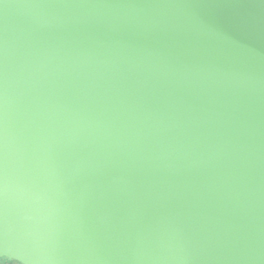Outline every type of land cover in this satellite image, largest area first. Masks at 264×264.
<instances>
[{"label":"water","instance_id":"95a60500","mask_svg":"<svg viewBox=\"0 0 264 264\" xmlns=\"http://www.w3.org/2000/svg\"><path fill=\"white\" fill-rule=\"evenodd\" d=\"M264 264V0H0V254Z\"/></svg>","mask_w":264,"mask_h":264},{"label":"snow or ice","instance_id":"6c2138e0","mask_svg":"<svg viewBox=\"0 0 264 264\" xmlns=\"http://www.w3.org/2000/svg\"><path fill=\"white\" fill-rule=\"evenodd\" d=\"M16 262H21L19 261V258L16 256H13L11 254H0V264H16Z\"/></svg>","mask_w":264,"mask_h":264},{"label":"clouds","instance_id":"9594fccd","mask_svg":"<svg viewBox=\"0 0 264 264\" xmlns=\"http://www.w3.org/2000/svg\"><path fill=\"white\" fill-rule=\"evenodd\" d=\"M16 264H19V262H16Z\"/></svg>","mask_w":264,"mask_h":264}]
</instances>
